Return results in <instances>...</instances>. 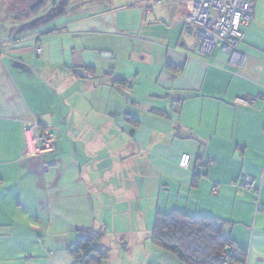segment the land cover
<instances>
[{"label": "crops", "instance_id": "0c3cea01", "mask_svg": "<svg viewBox=\"0 0 264 264\" xmlns=\"http://www.w3.org/2000/svg\"><path fill=\"white\" fill-rule=\"evenodd\" d=\"M127 1L33 30L0 22V264H75L85 228L105 231L107 264H182L150 241L156 212L172 209L223 221L245 264H264L263 1L236 64L218 46L197 54L187 0ZM40 130L56 148L35 157Z\"/></svg>", "mask_w": 264, "mask_h": 264}, {"label": "trees", "instance_id": "16d2710c", "mask_svg": "<svg viewBox=\"0 0 264 264\" xmlns=\"http://www.w3.org/2000/svg\"><path fill=\"white\" fill-rule=\"evenodd\" d=\"M32 1L34 0H13L8 3L4 13L12 15V24L23 18L18 19V14L10 13L11 9L29 5ZM59 2L61 5L58 9L34 17L26 25L23 24L20 27L25 28L24 30H33L48 24L57 17L74 15L83 11V7L90 6V3H84L80 9L78 8V12H75L77 10L71 8L69 0H59ZM2 20L5 19L2 18ZM1 26L0 23V28ZM200 174L201 171L194 175L193 186H196ZM224 224L223 221L212 216H190L178 209H172L166 213L156 212L150 231V241L155 249L170 253L182 264H221V253L224 246L234 244L223 235ZM77 233L78 238L72 249L75 264H107L110 248L101 244L105 238V231L85 228L78 229ZM242 255L244 260L238 261L230 258L227 264L244 262L246 254L243 252Z\"/></svg>", "mask_w": 264, "mask_h": 264}, {"label": "built area", "instance_id": "2783aa9c", "mask_svg": "<svg viewBox=\"0 0 264 264\" xmlns=\"http://www.w3.org/2000/svg\"><path fill=\"white\" fill-rule=\"evenodd\" d=\"M161 0H144L146 9L151 5L160 4ZM188 23L196 29L197 54L204 56L210 49L219 46L220 49L229 55V62L236 64L242 60L243 54L237 50V45L242 37L241 26L246 25L253 15V0H187ZM15 43L18 40H14ZM5 47L4 41L0 38V51ZM37 54L41 47L36 46ZM257 97L241 96L234 99L235 104L247 107L254 106ZM174 105H172L173 107ZM56 135L47 130L39 131L35 140L32 156L42 157L52 153L56 148ZM191 156L183 154L179 160V166L183 169L189 168ZM210 159L207 164L211 165ZM51 162L41 163L42 171H46ZM201 162L195 163L197 172L202 170ZM240 188L244 191H251L255 188V179L243 176L240 180ZM243 251L235 244L225 245L221 253V264H227L230 258L244 260ZM245 264V261L242 263Z\"/></svg>", "mask_w": 264, "mask_h": 264}, {"label": "rangeland", "instance_id": "374dc122", "mask_svg": "<svg viewBox=\"0 0 264 264\" xmlns=\"http://www.w3.org/2000/svg\"><path fill=\"white\" fill-rule=\"evenodd\" d=\"M11 1H13V0H0V5H1V9H2V13L0 14V22H2V21L3 22L8 21V22H11L12 23V21H13L12 20L13 19L12 15L11 14L6 15L4 13V10L9 5L8 3L11 2ZM35 1H38V0H35ZM262 1L264 3V0H262ZM128 2L129 1H127V0H69V3H70L71 8L77 10L75 12H78V8L80 9V7H82L84 5V3L85 4L86 3H90L89 4L90 5L89 6V9L87 7V9L86 10H83V11H89L91 13H95V12L103 11V10H109L111 8L119 7V6H122V5L128 6L129 5ZM39 5L40 6H38V7L35 6L34 9H31L28 5H25V6L22 5L21 8L20 7H14L13 9H11L12 11H10V13H12L13 15L18 14L17 15L18 16V19L23 18L21 20H25V19L29 20V19H33L34 17L42 16V15H44L47 12H50V11L55 10L56 8L58 9L59 6L61 5V3L59 2V0H42L39 3ZM143 6H144V4H143ZM123 15H126V13L124 12V13H121L120 14L121 17ZM71 16H74V15H71ZM29 17H31V18H29ZM62 17L60 16V17H57V19L55 18L56 19L55 21H59V20L63 19ZM2 18L5 19V20H2ZM174 34L175 33L173 32V27L172 28H169V30H168V36L171 38V37L174 36ZM218 47H217V49H218ZM102 166L104 168H106V167L107 168L114 167L113 160L105 159L104 160V164ZM104 172L107 173L108 171L105 170ZM103 240H102L101 244L105 245L103 243Z\"/></svg>", "mask_w": 264, "mask_h": 264}, {"label": "flooded vegetation", "instance_id": "af4514ba", "mask_svg": "<svg viewBox=\"0 0 264 264\" xmlns=\"http://www.w3.org/2000/svg\"><path fill=\"white\" fill-rule=\"evenodd\" d=\"M41 1H42V0H41ZM41 1H40V0H38V1H35V0H34V1H33L34 3H33V2L30 3L28 6H29L31 9H34L35 6H37V7L40 6L39 3H40ZM42 3H43V2H42Z\"/></svg>", "mask_w": 264, "mask_h": 264}]
</instances>
